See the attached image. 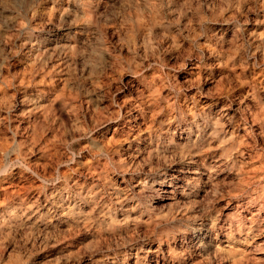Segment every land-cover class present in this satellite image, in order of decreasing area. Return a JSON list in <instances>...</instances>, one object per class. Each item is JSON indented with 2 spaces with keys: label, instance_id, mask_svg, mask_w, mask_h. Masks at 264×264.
Wrapping results in <instances>:
<instances>
[{
  "label": "rangeland",
  "instance_id": "374dc122",
  "mask_svg": "<svg viewBox=\"0 0 264 264\" xmlns=\"http://www.w3.org/2000/svg\"><path fill=\"white\" fill-rule=\"evenodd\" d=\"M249 202L264 0H0V264H264Z\"/></svg>",
  "mask_w": 264,
  "mask_h": 264
},
{
  "label": "bare ground",
  "instance_id": "6f19581e",
  "mask_svg": "<svg viewBox=\"0 0 264 264\" xmlns=\"http://www.w3.org/2000/svg\"><path fill=\"white\" fill-rule=\"evenodd\" d=\"M7 171L8 170H5L4 172L8 173ZM260 198H262V197L257 196L256 198H254V202H258V200H261ZM253 204H254L253 202H249L248 204H246L244 206L242 205L239 207V205H238V208H241V212H250V215H251L250 217H245V216H241V215H239L237 217V216H234L232 214L226 215L227 217H225V218H227V219L225 221H227V224L229 225L230 231H229V233L225 234V237L228 239V241L233 243L234 241L237 240V235H238V237L240 236L242 239L241 235L246 234L245 239H243V241H244L243 243L245 245L248 244L249 245L248 248L251 247L248 250L250 251V249H255L256 251L261 252L262 256L264 257V217H262L264 209L259 208V211L257 213L251 212L252 207L250 208V205L253 206ZM232 210L233 209H231V207H229L227 209V211H229V212H231ZM238 211H240V210H238ZM235 227H236V230L234 229ZM225 232H226V230H225ZM250 260H251V258H247L245 256L243 259L233 260L232 264H249Z\"/></svg>",
  "mask_w": 264,
  "mask_h": 264
}]
</instances>
